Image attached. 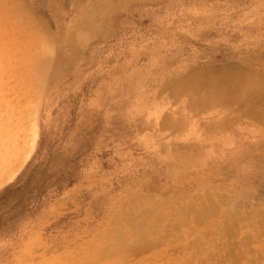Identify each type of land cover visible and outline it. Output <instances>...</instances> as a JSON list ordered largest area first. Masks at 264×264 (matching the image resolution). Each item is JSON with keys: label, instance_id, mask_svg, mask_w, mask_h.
Instances as JSON below:
<instances>
[{"label": "rangeland", "instance_id": "1", "mask_svg": "<svg viewBox=\"0 0 264 264\" xmlns=\"http://www.w3.org/2000/svg\"><path fill=\"white\" fill-rule=\"evenodd\" d=\"M91 1L18 0L19 15L61 39ZM123 1L73 49L58 44L44 81L0 80V264H264V125L244 108L219 133L203 128L206 112L189 114L198 139L163 124L187 115L165 89L175 75L229 62L264 77V0ZM5 11L0 29L28 31ZM38 56L40 71L49 58ZM206 133L216 135L203 142ZM206 199L223 210L234 199L245 217L178 220L185 202ZM139 200L160 204L164 221L100 256L118 214L131 203L137 213Z\"/></svg>", "mask_w": 264, "mask_h": 264}, {"label": "bare ground", "instance_id": "2", "mask_svg": "<svg viewBox=\"0 0 264 264\" xmlns=\"http://www.w3.org/2000/svg\"><path fill=\"white\" fill-rule=\"evenodd\" d=\"M124 2L125 1L123 0H92L88 8H87L88 4L78 5L76 8L74 24L68 27L66 35L64 37L62 36L63 38L61 39L59 38L53 39L54 36L52 38H50L49 36L54 34L50 33V35H48L49 33L48 32L47 35L49 38L45 36L46 34H43L41 28L44 27H42L41 21L39 23V27L38 26L34 27L35 24L38 25L40 19H37L38 22H35V24L33 23V21L28 22L27 21L28 18L25 15L26 13L24 14L25 19H21L20 15H23V12H21L20 15L19 12L22 11L21 9L24 8L25 6L20 7L19 5L20 3L18 4V0H2V2H0V9L7 10L8 13H10V16L8 15L9 18L11 19L12 17L13 19L17 20L20 24V27L21 26L25 27L26 29H28V31L20 35L19 32L14 33L7 29H4L5 27H3V29H0V42H2L0 43V80L4 76L13 77L14 80L17 82V85L19 84V86L22 87L28 86L32 75L33 77L37 78V82L44 81L43 79H45L46 75L49 72L48 71L49 66L51 62L53 63L52 61L53 55H55L59 50V46H58L59 43L66 44L70 49H73L77 40L83 39L87 37L88 34L94 33L98 30L96 24H98V19L103 16V10L108 9L110 7H114L117 3L119 4ZM30 10L32 11V9ZM10 19L9 22H11ZM41 32L42 35L40 34ZM46 32L47 31L44 30V33ZM38 55H44L45 58L46 57L49 58V59L46 58L49 61L48 63L46 62L47 65L43 67V69H39L40 71H38L37 68H38V63L39 65L41 64L39 60L38 61L35 60V58ZM34 60L35 62L37 61L35 65H34ZM248 74L249 72H247L243 68L235 69L234 67H232V65L229 62H225L224 66L222 65V68H219L217 70L208 68L201 71L190 72L189 74L183 76L177 77V75H175L171 81L167 82L165 89H167V92L170 93L172 98L184 100L183 110H186L187 115H182L179 113H176V115L172 114L168 118L166 117L163 118V124L165 122L166 125L180 127L179 130L181 131L178 134L180 135L187 134V136L192 139H198L199 138L198 127L193 124L186 126L187 121L191 119V116H189V114L191 115V113L194 114L198 112L200 113L206 112L208 118L203 124V128L207 132L208 131L210 132V129H212V132L217 131V133H219V132H224L227 129L226 127H228V129H234L236 126H238L240 119L244 117L241 113L239 115L236 112L239 111V108L240 109L244 108L250 114L249 116H251L252 120H254L259 124L264 125L263 122L264 77L256 76L254 74L248 78ZM34 80H35L34 83L38 84L36 82V79ZM32 84H30L31 87L33 85L35 86V84L33 85ZM40 84L38 85L40 86ZM19 86L18 88H20ZM35 88L37 89V87ZM35 88H32V90ZM32 94L34 93L32 92ZM243 96L246 97V101L245 103L242 104L241 102L243 100L241 99H243ZM38 97L35 98L38 99ZM35 98H33L34 99L33 102L37 103V100L35 101ZM33 105L37 107L36 104ZM226 111L229 112L228 115L225 114ZM253 124L255 123H252V125L250 126H253ZM204 135H205L204 137L205 140L203 142H208L216 134L206 133ZM206 158L207 157L205 155H202L200 157L197 156L193 162H196L197 164H202L204 161H206ZM181 161L184 163V160ZM169 187L171 188L170 185ZM211 202L209 199H206L204 201L199 200L200 206H196L192 201L185 202L180 208L178 214V220L184 223L188 221H195L202 224L203 221L208 220V218L211 215H216L221 217L224 216L226 221H232L233 224L236 225L235 219L240 220L245 217L242 216L240 213L235 212L234 210H230L229 207L230 206L232 207L233 203L235 202L234 199H233V203L231 200L232 205L230 204V206L228 203H222L223 208H226L225 210L217 209ZM137 208H138V212L136 213L135 211H133L134 206L131 203L130 207H128L127 210H123L122 215L118 214L119 218L123 217L122 220L124 219L126 221V225L121 223V221H119V218H118V222L116 221L117 219L115 220L113 227L109 229L108 239L105 240V242L101 241L99 247H97L96 251L100 256L111 255L113 253L115 254L121 247L122 248H124V246L127 247L126 245L131 239L133 241V238L140 236L141 234L151 232L160 222L164 221L166 217L165 214H162L159 211L162 208L160 204L147 203L144 202V200H139ZM254 214H260V212H255ZM163 232H165V230ZM204 236L205 235L201 236L200 240L204 241L205 238H207V235L206 237ZM92 256L93 254H91L89 258L92 259L93 258ZM224 259L226 258L224 257Z\"/></svg>", "mask_w": 264, "mask_h": 264}]
</instances>
